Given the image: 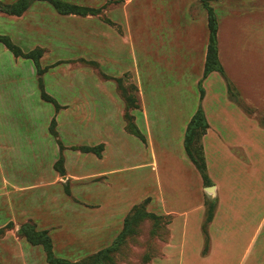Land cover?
Returning a JSON list of instances; mask_svg holds the SVG:
<instances>
[{"label": "crops", "instance_id": "obj_1", "mask_svg": "<svg viewBox=\"0 0 264 264\" xmlns=\"http://www.w3.org/2000/svg\"><path fill=\"white\" fill-rule=\"evenodd\" d=\"M0 1L9 4L17 0ZM62 1L100 9V13L63 15L48 1L35 2L20 16L0 11V25L5 29L0 36L9 37L14 45L22 41L21 35L38 30L48 42L43 44L44 47L88 49V55L83 52L71 62L93 68L89 73L74 74L72 83L66 85L64 74L49 72L63 62H52V65L43 68L41 64L46 58L44 49H34L42 51L39 62L44 70L43 88L53 100L47 102L42 99L39 84L41 99L36 107L48 111V117L42 123L31 119V88L17 89V79L21 80L22 76L4 71L0 73V112L12 116L19 104L29 115L24 122L26 131L19 133L15 129L22 125L18 126L15 120L3 118L4 121H0V160L10 159L13 153L23 156L27 152L40 159V169L35 172L39 176L35 177L33 185L24 184L28 180H23L31 175L30 171L1 170L3 186L0 187V197L4 198V207L8 211V220L2 227L14 226L3 239L11 236L19 243L22 241L17 237L19 227L33 219L23 207L19 212L15 207L17 202L26 198L24 193L33 187L48 191L51 187L63 185L67 200L58 201L56 196L50 195L52 198L47 204L49 212L46 216L54 218L55 213L51 210L58 209L59 215L69 223L80 224L78 231L98 233L111 223L107 218V192L115 183L127 189L128 177L121 174L137 171L133 182L138 190L149 193L144 198L149 199L151 209L156 198L155 190H162L164 179L167 187L181 191L198 172L184 147L185 132L194 116L186 86L183 89L181 83L171 85L162 95L157 83L160 75L157 73L149 74L144 83L138 71L125 76H108L97 71L99 63L105 59L114 63L119 61L123 56L121 49L128 48L131 51L139 49L144 58L151 55L157 62L165 58L164 49H173L168 55L177 65L187 64L186 50L189 48L190 70L194 52H198L199 63L205 65L208 40L205 51L201 50L202 46L193 45L199 40L192 25L194 0ZM216 3L219 60L239 96L250 103L249 108L257 111L258 108L253 107L255 98L261 97L264 101V0H217ZM182 17L185 22L189 18L188 26H180ZM0 46V56L11 65L18 66L19 60L25 58L16 57L1 42ZM193 47L195 50H192ZM180 48L185 49L183 55L176 51ZM230 72L236 75L235 78ZM181 73L179 80L183 78ZM215 74L211 73L205 82H209ZM238 75L246 79V88H242L236 80ZM126 78L137 88L138 108L131 110V116L144 140L126 129L127 102L117 81ZM227 89L226 83L220 87L217 106L210 103L207 89L200 101L209 124L202 145L213 187L211 195L217 202L209 225L210 246L206 255L202 254L205 209L200 199L203 181L199 172L195 200L188 205V209L179 204L181 200L173 201L178 209L167 208L162 200L164 211L159 212L161 215L183 217L177 264H264V126L250 114L254 111L246 114L230 98ZM17 96L21 100H17ZM54 120L57 136L51 132ZM67 143L76 146H63ZM98 146L103 148L100 156L81 150L82 147ZM69 149L85 154L86 159L82 162L88 161L87 171L84 167L75 169L77 162L71 167L73 161L64 156V151ZM60 158H63V174L55 167ZM47 160L51 161L52 169L46 170ZM119 164L126 166L121 168ZM112 176L117 177L112 179ZM85 183L90 185L89 190L94 192L98 201L89 204L75 197V186ZM144 186L148 190L144 191ZM85 209L87 213L83 211ZM170 230L173 229L170 227ZM176 238L177 235L171 234L165 247H172Z\"/></svg>", "mask_w": 264, "mask_h": 264}, {"label": "rangeland", "instance_id": "obj_2", "mask_svg": "<svg viewBox=\"0 0 264 264\" xmlns=\"http://www.w3.org/2000/svg\"><path fill=\"white\" fill-rule=\"evenodd\" d=\"M216 2L217 0L210 1V4L215 10V13L217 4ZM218 13L220 16V12ZM194 15V20H192L194 23L192 22V25L194 27V35L196 32L197 38L199 37V40L195 41L193 45L202 46L203 49L201 50L205 51L208 40L207 13L202 8L200 0H194ZM179 22H182V25L180 24V26L182 27H184V25L188 26L189 18L187 17V21L185 22L184 18L182 17ZM18 29L20 28L18 27ZM4 31V27L0 25V32ZM14 34L20 33L15 32ZM21 36L23 38L22 41L20 40L21 42L19 44H15L20 47L24 53L31 52L38 47L44 49V55L46 56V58L41 64L43 68L52 65V62H63L58 65L59 67H57L55 70H49V72L64 74L66 85L72 83V77L74 74L83 72L89 73L93 71L92 67L79 66L74 62H71L72 60L76 59L75 56H78L83 52L88 55V49L87 51H85L78 48L44 47L43 44H47L48 42L42 38L41 32L38 30L29 31L25 36ZM164 50L166 52L165 58H163L161 62H157L153 57H151V55L145 56L144 58L139 49H136V51H131V49L129 48L121 49L123 56L119 58V61L114 63L105 59V61L99 63L97 71L108 76H115L120 74H122L121 76H125L126 74L130 75L138 71L139 73H141L140 76L142 78V82L144 83L147 80V76L154 72L160 75L158 76L157 83L159 84V89L162 95L163 91L169 88L171 85L181 83L183 85V89L184 86H186L187 94L191 97L190 99L192 101L194 114L196 113L198 107L201 106V87L205 92L207 89L210 103L217 106L219 89L220 87L225 86V83L227 85V79L233 84L231 77L227 75L230 78L229 79L216 72L215 75L209 78L210 81L206 83L205 80L207 78L203 79L204 63L200 64L198 58L196 57L198 52H194V54L192 55L193 63L191 64L192 69L190 70L188 64L190 52L189 48L188 50H186V65L184 63L180 65H177L178 63H172V58H170L168 52L173 49ZM192 50H195V48ZM176 51H180V53L182 54V51H185V49L180 48L176 49ZM132 52H134V56L132 55ZM19 61V65L14 66L11 65L10 62L1 55L0 73L4 71L16 74V76L18 77L20 75L22 76L21 80L17 79V89L20 88L22 90H28L29 88H31V99L33 100V115H31V119L39 123L45 122L46 118L48 117V111H46V108L38 109L36 107L38 105L39 99H41V94L39 89V76L36 72L37 69L35 67L34 61L27 58L21 59ZM184 67H187V69L185 70ZM180 68L182 70H180ZM228 68L230 70V65L228 66ZM180 72H182L181 74L183 78L179 80L178 77L180 75ZM230 75L232 76V78H235L234 76H236L231 72ZM236 80L240 83L242 88L247 87L245 85L247 81L244 76L238 75V79L236 78ZM129 82L130 80L128 78L120 80L122 93L126 99L135 98L137 100L136 86L134 84H129ZM16 98L17 100H21L19 96H17ZM230 98L232 99L231 95ZM244 99L239 96L240 101L236 103H238L240 108L243 109L246 114L254 111V113L250 114H252V116L257 120L258 123L264 126V101L261 100V97L255 98L256 104H254L253 107L258 108L256 109L257 111H255L253 110L254 108H249L250 103L246 102ZM44 105H47L50 108L53 107V109H55L54 106H50L49 104ZM129 115H131V110L129 112ZM4 116L5 114L0 112V121H4V119L15 120L17 123H19L18 126L22 125L15 130H17L18 133L24 130L26 131L24 122L29 119V115L28 113H25V109L19 106V104L18 106H16V110L12 113V116ZM128 122L132 124L131 118L128 119ZM67 144H63V146H76V144L74 143ZM64 152V156L66 155L68 160L73 161L71 167H73V165L77 162L78 165L75 169L84 167L86 171L88 170V161L85 160V163L82 162L83 159H86L84 158L85 154L81 155L78 153V151H73L71 149ZM22 155L23 156L13 153L10 155V159L2 158V160H0V187L3 186L1 170L30 171L29 173H31V175L23 178V180H28L27 182H24V184H35V177L39 176L35 175V172L40 169V159H36L34 154L30 152L23 153ZM49 162L47 160L46 170L53 168L51 163ZM119 166H121V168H124L126 165L119 164ZM136 172L137 171H131L121 174V176L126 175L128 177V179L126 178V180L128 181L127 189L124 188L123 185H116L115 183L112 190L107 192V218L111 223L109 225L107 224L106 227H103V229H101L98 233H94L92 231H78V227H80V224L69 223L67 219L64 218V216L59 215L58 209L51 210L52 213H55L54 218L46 216V213L48 214L49 212L47 204L49 203L50 198H52L50 197V195L56 196L58 198V201L67 200L66 196L63 194V185L51 187L48 191L39 187L28 189L27 192L24 193L26 198L21 200L23 202H17L15 209L19 212L23 207L24 210L32 216L33 221H29V223L34 224L37 230L43 229L45 231H48L53 243V252L56 257L66 260L69 263L82 262L88 257L98 254L100 251H104L114 247L118 236L124 230L125 222H123L122 224V220L131 215L134 206L142 204L145 201L144 196L149 193L138 190L137 186L133 182V178ZM116 177L117 176H112V179H116ZM198 180L199 174L198 172H196V174L194 173V179H192L191 177L186 189L179 191L175 188L167 187L166 181L164 179L162 190H155L156 198L151 209L149 208L150 201L146 205V212L156 215L159 218L147 217L141 220L135 226L133 232L128 233L124 237V239L119 242V244H117V247H114V249H112L108 253L107 258H105V260L103 261V264H177L180 257L179 245L181 242L180 237L182 234L183 217L178 218L175 217V215H161L160 213L164 211L162 200L165 201L167 208L176 209H178L179 207L176 206L173 201H176L177 199L181 200V203L179 204L188 209V205L195 200L194 191L199 186ZM89 186L90 185L87 183L76 185L74 189V195L79 201L92 204L98 201V199L95 197L94 192L89 190ZM60 190L62 191V194L60 193ZM146 190L148 189L146 186H144V191ZM212 191V186H206L203 183L200 192V199L205 209L204 217L206 216V212L208 211L209 204H213L217 207V202L214 198H212L211 195ZM153 194V192L150 193L151 196H153ZM4 203V198L0 197V264H49L46 253L42 246H33L29 244L26 238L20 236L18 233L17 237L22 240L20 243L16 242L19 240H15L11 236H7L5 239H3L6 236L7 232L13 230L14 228L13 224L2 227L4 222L8 220V211L7 209H5ZM149 209L151 212L149 211ZM83 211H86L87 213L88 210L85 209ZM172 222L174 223L171 226ZM73 227L77 229L73 231ZM170 227L171 229H173L172 231L170 230ZM177 231H179V233ZM171 234L177 235V238L173 240L172 247H165L166 244L170 242Z\"/></svg>", "mask_w": 264, "mask_h": 264}, {"label": "trees", "instance_id": "obj_3", "mask_svg": "<svg viewBox=\"0 0 264 264\" xmlns=\"http://www.w3.org/2000/svg\"><path fill=\"white\" fill-rule=\"evenodd\" d=\"M37 1H48L53 5V7L63 15L68 14H76L80 16L87 15H95L100 13V9H91L87 7L77 6L68 4L62 0H17L14 3H3L0 1V11L8 14L20 16L22 15L32 4ZM211 0H200L202 8L207 13V27H208V45H207V54L206 61L204 65L203 79H206L211 73L218 72L221 75L225 76L224 68L219 60L218 55V40H217V32H218V21L215 10L213 6L210 4ZM0 42L5 45L16 57H25L32 59L36 65L38 80L40 84V89L42 92V99L47 102H52L53 100L44 92L43 83H42V74L44 70L41 69L40 66V58L42 56V51L40 49L34 50L28 54H24L20 48L12 43L9 37L0 36ZM120 85V80H117ZM201 87V83H200ZM227 88L228 93L231 95L232 99L236 102L239 100V94L236 91L234 85L228 81L227 79ZM120 89L122 91L121 85ZM137 90V88H136ZM203 89L201 87V96L200 100L203 98ZM123 94V93H122ZM124 96V95H123ZM125 98V97H124ZM126 99V98H125ZM127 109L125 113V119L127 122L126 129L131 134L140 137L144 140L142 134L139 132L135 124L133 123V118L129 115L130 110L138 108L137 100L135 98L126 99ZM132 105H131V104ZM249 111V110H248ZM130 116V117H129ZM129 117V118H128ZM132 120V124L128 122V119ZM209 128V124L203 111L202 107L199 106L196 113L192 117L190 123L185 132L184 137V147L186 154L190 161L194 164L196 169L198 170L204 185L212 186V182L208 176L207 165L205 160L204 149L202 145V138L207 133ZM51 132L57 136L55 131V120L52 122ZM102 146L98 147H82L81 150L85 153L93 152L98 156L101 155ZM56 169L63 174V158H60L55 165ZM149 202V199H146L142 204L134 206L131 215H129L125 219L124 230L118 236L114 247H117V244L121 242L124 237L133 232L135 226L143 219L147 217L159 218L156 215L150 214L146 212V205ZM216 211V206L213 204H209L208 211L206 212V216L204 218V222L202 224V233L204 236V249L202 254L206 255L209 251L210 237H209V225L212 222ZM12 225V224H9ZM18 234L24 238H26L27 242L33 246H42L49 264H103L105 258H107L108 253L114 249V247L109 248L104 251H100L98 254L88 257L82 262L78 263H69L66 260L60 259L54 255L53 252V243L50 238L48 231L45 230H37L36 226L32 223H24L20 226L18 230Z\"/></svg>", "mask_w": 264, "mask_h": 264}]
</instances>
